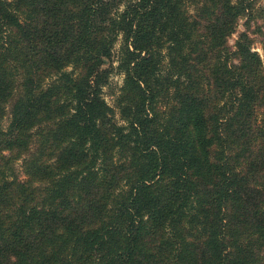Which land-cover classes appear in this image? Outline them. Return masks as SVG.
I'll use <instances>...</instances> for the list:
<instances>
[{
    "label": "trees",
    "instance_id": "trees-1",
    "mask_svg": "<svg viewBox=\"0 0 264 264\" xmlns=\"http://www.w3.org/2000/svg\"><path fill=\"white\" fill-rule=\"evenodd\" d=\"M255 10L0 0V264H264Z\"/></svg>",
    "mask_w": 264,
    "mask_h": 264
},
{
    "label": "rangeland",
    "instance_id": "rangeland-1",
    "mask_svg": "<svg viewBox=\"0 0 264 264\" xmlns=\"http://www.w3.org/2000/svg\"><path fill=\"white\" fill-rule=\"evenodd\" d=\"M263 6L264 0H257V10H255L251 17L244 18L240 21L238 31L230 38L229 45L232 49H236V43L239 40L241 34L248 33L254 41L253 50L258 52L264 61V19L260 15V10ZM123 80V76L114 72L110 86L105 89V99L110 105L114 104L113 94L123 85ZM21 162L18 164L17 168L20 174L23 173Z\"/></svg>",
    "mask_w": 264,
    "mask_h": 264
}]
</instances>
